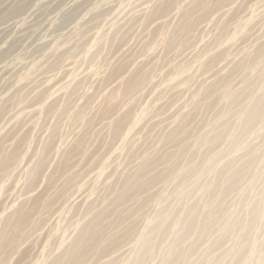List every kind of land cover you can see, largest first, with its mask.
<instances>
[{"label":"rangeland","instance_id":"obj_1","mask_svg":"<svg viewBox=\"0 0 264 264\" xmlns=\"http://www.w3.org/2000/svg\"><path fill=\"white\" fill-rule=\"evenodd\" d=\"M83 246L264 264V0H0V264Z\"/></svg>","mask_w":264,"mask_h":264},{"label":"bare ground","instance_id":"obj_2","mask_svg":"<svg viewBox=\"0 0 264 264\" xmlns=\"http://www.w3.org/2000/svg\"><path fill=\"white\" fill-rule=\"evenodd\" d=\"M89 240L92 242V238H90ZM87 255H88L87 246L75 248L72 252L69 253L67 257L68 260L67 262L68 264H77L79 260L85 258Z\"/></svg>","mask_w":264,"mask_h":264}]
</instances>
